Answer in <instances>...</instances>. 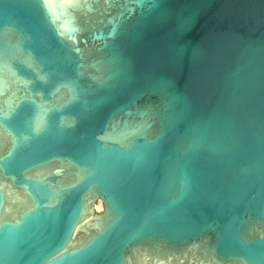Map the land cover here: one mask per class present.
<instances>
[{
    "label": "water",
    "instance_id": "95a60500",
    "mask_svg": "<svg viewBox=\"0 0 264 264\" xmlns=\"http://www.w3.org/2000/svg\"><path fill=\"white\" fill-rule=\"evenodd\" d=\"M0 264H264V0H0Z\"/></svg>",
    "mask_w": 264,
    "mask_h": 264
},
{
    "label": "bare ground",
    "instance_id": "6f19581e",
    "mask_svg": "<svg viewBox=\"0 0 264 264\" xmlns=\"http://www.w3.org/2000/svg\"><path fill=\"white\" fill-rule=\"evenodd\" d=\"M97 204H98V205H97ZM97 204H96V206H95V210H97V211L101 210V211H102L103 206H102L101 202H98Z\"/></svg>",
    "mask_w": 264,
    "mask_h": 264
},
{
    "label": "snow or ice",
    "instance_id": "6c2138e0",
    "mask_svg": "<svg viewBox=\"0 0 264 264\" xmlns=\"http://www.w3.org/2000/svg\"><path fill=\"white\" fill-rule=\"evenodd\" d=\"M41 119H42V117H41ZM39 123H40V122L38 121V123H37V127H39Z\"/></svg>",
    "mask_w": 264,
    "mask_h": 264
},
{
    "label": "rangeland",
    "instance_id": "374dc122",
    "mask_svg": "<svg viewBox=\"0 0 264 264\" xmlns=\"http://www.w3.org/2000/svg\"><path fill=\"white\" fill-rule=\"evenodd\" d=\"M97 203H98V202H97ZM97 205H98V204H97ZM96 212H101V210H99V211L96 210Z\"/></svg>",
    "mask_w": 264,
    "mask_h": 264
}]
</instances>
